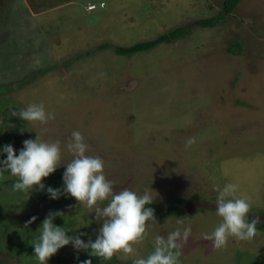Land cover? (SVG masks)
Listing matches in <instances>:
<instances>
[{
  "label": "rangeland",
  "instance_id": "rangeland-1",
  "mask_svg": "<svg viewBox=\"0 0 264 264\" xmlns=\"http://www.w3.org/2000/svg\"><path fill=\"white\" fill-rule=\"evenodd\" d=\"M56 1L0 0V160L7 158L5 145L19 155L23 142L38 135L60 142L66 165L73 158L66 145L79 131L88 154L105 161L115 192L151 188L163 211L184 201L178 215L150 227L137 246L141 256L154 250L156 235L166 237L177 218L188 217L192 235L180 264H264L259 229L250 241L230 237L222 249L201 236L221 220L214 186L237 184L236 195L248 197L258 224L264 222V0H241L212 28L197 22L218 15L224 0ZM188 25L187 37L153 50L115 51ZM234 44L240 55L228 52ZM41 102L55 114L46 125L11 115ZM189 138L195 143L186 146ZM65 171L62 164L43 179L44 191H13L16 177H0V264H40L31 242L57 210L64 217L53 223L67 235L95 241L102 226L95 213L70 195L47 194L48 187L63 188ZM85 260L132 264L122 254L101 261L71 244L47 264Z\"/></svg>",
  "mask_w": 264,
  "mask_h": 264
},
{
  "label": "clouds",
  "instance_id": "clouds-1",
  "mask_svg": "<svg viewBox=\"0 0 264 264\" xmlns=\"http://www.w3.org/2000/svg\"><path fill=\"white\" fill-rule=\"evenodd\" d=\"M12 116L24 122L46 125L55 120V114L47 111L43 102L29 104L25 109L12 111ZM195 143V138H189L186 146ZM67 151L73 156L66 165L62 163V149L59 141L47 142L37 135L35 140H25L23 148L16 154L11 144L3 147L5 160H0V177L9 172L16 177L12 184L13 191L31 192L34 188L44 191L42 180L53 174L62 164L66 171L63 174V188H47V194L53 200L61 195H70L78 204L95 213V218L102 221L98 235L87 243L81 239L84 233L69 236L65 227L56 226L53 221L64 217L62 211L49 212L43 220L39 236L31 242L34 247V257L40 264L48 260L67 245H72L77 251L87 252L101 261H111L114 256L123 255L131 258L132 264H180L183 248L192 235V226L188 217L177 218L178 227L166 237L156 235L153 240L154 250L146 256H141L137 246L141 245L149 235V229L158 221L155 211L148 205L154 201L151 188L143 194L125 188L114 191V182L105 175V161L95 155L88 154L90 146L79 131H73L66 145ZM218 193L216 199V215L220 222L211 233H201L204 240L211 241L213 247L222 249L227 246L230 237L241 241H250L257 236L259 218L248 220L252 203L246 196H237V184H226L223 188L214 186ZM107 202L101 207L103 202ZM33 216L25 225L35 222ZM182 226V227H181ZM82 264H92L85 260Z\"/></svg>",
  "mask_w": 264,
  "mask_h": 264
},
{
  "label": "trees",
  "instance_id": "trees-1",
  "mask_svg": "<svg viewBox=\"0 0 264 264\" xmlns=\"http://www.w3.org/2000/svg\"><path fill=\"white\" fill-rule=\"evenodd\" d=\"M61 1H63V0H61ZM240 2H241V0H224L222 9L220 10L218 15H216L212 18L200 20L197 22V25H199L200 27H209V28L216 26L219 22H221L228 15H230L237 8V6L239 5ZM56 3H62V2H60V0H59V1H56ZM92 4H94V3H92ZM49 7L52 8L53 6H49ZM96 7L98 9L97 5H96ZM190 29H191L190 25L180 26V27H177V28L169 31L168 33H165V34L158 36L157 38H155L153 40L139 42V43L133 44V45L128 46V47L119 46V47L115 48V51L119 55H123V56H130L131 55V56H133L137 53L153 50L163 43H170L172 41H176V40H179L181 38H185L188 36ZM228 52H230L231 54L233 53L235 55L241 54L240 47L236 44L231 45V47L228 48ZM182 202H184V201L183 200L178 201V203L175 206H171V207L167 208L165 211L159 209L154 203H152L151 205H148V207H151L152 209H154L156 219H160V218L165 217V216L172 217V216L178 215L182 211ZM254 216L255 215L252 212L249 213V216H248L249 222H251V220L253 218H255ZM257 229H259L261 232L264 233V222L261 224H258Z\"/></svg>",
  "mask_w": 264,
  "mask_h": 264
},
{
  "label": "built area",
  "instance_id": "built-area-1",
  "mask_svg": "<svg viewBox=\"0 0 264 264\" xmlns=\"http://www.w3.org/2000/svg\"><path fill=\"white\" fill-rule=\"evenodd\" d=\"M102 7H104V3L102 5ZM97 9L96 5H89L88 6V11L92 12V11H95Z\"/></svg>",
  "mask_w": 264,
  "mask_h": 264
},
{
  "label": "crops",
  "instance_id": "crops-1",
  "mask_svg": "<svg viewBox=\"0 0 264 264\" xmlns=\"http://www.w3.org/2000/svg\"><path fill=\"white\" fill-rule=\"evenodd\" d=\"M52 9V8H51Z\"/></svg>",
  "mask_w": 264,
  "mask_h": 264
}]
</instances>
